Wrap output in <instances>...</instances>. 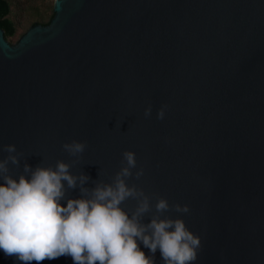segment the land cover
Listing matches in <instances>:
<instances>
[{"label": "water", "instance_id": "95a60500", "mask_svg": "<svg viewBox=\"0 0 264 264\" xmlns=\"http://www.w3.org/2000/svg\"><path fill=\"white\" fill-rule=\"evenodd\" d=\"M73 140L87 143L79 157L62 148ZM6 145L22 154L12 178L59 160L89 189L134 152L143 175L128 184L152 204L142 223L159 198L186 205L161 219L200 238L194 264H264V0H55L15 43L0 28V161ZM80 198L67 189L61 205Z\"/></svg>", "mask_w": 264, "mask_h": 264}, {"label": "clouds", "instance_id": "9594fccd", "mask_svg": "<svg viewBox=\"0 0 264 264\" xmlns=\"http://www.w3.org/2000/svg\"><path fill=\"white\" fill-rule=\"evenodd\" d=\"M151 107L145 117L151 115ZM164 109L157 119L163 120ZM62 148L72 157L81 156L86 142L73 140ZM9 155L0 161V252L20 264H42L45 260L71 257L73 264H155L159 250L164 264H194L201 248V240L188 230L182 219L163 218L172 208L188 213V206L170 207L159 198L155 204L158 215L148 224L142 223L152 211L151 198L128 180H138L143 169L137 167L134 152L122 153V167L111 183H95L92 189L84 187L90 177L73 175L72 164L57 161L55 167L27 164L18 180L9 174V163L19 167L15 145H6ZM75 161H73V164ZM79 187L82 198L68 199L66 188ZM128 200L136 202L134 210L126 212L121 205ZM139 242V243H138ZM152 255L146 256L140 244Z\"/></svg>", "mask_w": 264, "mask_h": 264}, {"label": "trees", "instance_id": "16d2710c", "mask_svg": "<svg viewBox=\"0 0 264 264\" xmlns=\"http://www.w3.org/2000/svg\"><path fill=\"white\" fill-rule=\"evenodd\" d=\"M55 0H0V28L13 44L34 24L45 26L53 16Z\"/></svg>", "mask_w": 264, "mask_h": 264}]
</instances>
